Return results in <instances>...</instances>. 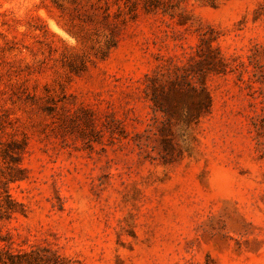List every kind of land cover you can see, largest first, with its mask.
I'll return each instance as SVG.
<instances>
[{
    "label": "rangeland",
    "instance_id": "1",
    "mask_svg": "<svg viewBox=\"0 0 264 264\" xmlns=\"http://www.w3.org/2000/svg\"><path fill=\"white\" fill-rule=\"evenodd\" d=\"M0 248L264 264V0H0Z\"/></svg>",
    "mask_w": 264,
    "mask_h": 264
},
{
    "label": "trees",
    "instance_id": "2",
    "mask_svg": "<svg viewBox=\"0 0 264 264\" xmlns=\"http://www.w3.org/2000/svg\"><path fill=\"white\" fill-rule=\"evenodd\" d=\"M0 264H32L30 261H22L20 256L13 255L10 251L0 248Z\"/></svg>",
    "mask_w": 264,
    "mask_h": 264
}]
</instances>
